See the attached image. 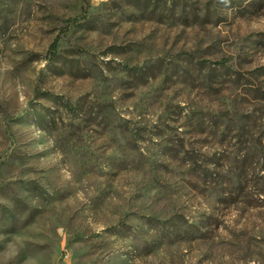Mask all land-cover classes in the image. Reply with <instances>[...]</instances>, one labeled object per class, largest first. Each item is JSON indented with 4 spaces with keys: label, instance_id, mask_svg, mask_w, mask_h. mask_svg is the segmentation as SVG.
I'll use <instances>...</instances> for the list:
<instances>
[{
    "label": "rangeland",
    "instance_id": "374dc122",
    "mask_svg": "<svg viewBox=\"0 0 264 264\" xmlns=\"http://www.w3.org/2000/svg\"><path fill=\"white\" fill-rule=\"evenodd\" d=\"M0 264H264V0H0Z\"/></svg>",
    "mask_w": 264,
    "mask_h": 264
},
{
    "label": "trees",
    "instance_id": "16d2710c",
    "mask_svg": "<svg viewBox=\"0 0 264 264\" xmlns=\"http://www.w3.org/2000/svg\"><path fill=\"white\" fill-rule=\"evenodd\" d=\"M57 42H58V39H55L54 42L51 44L49 52H48V59H53Z\"/></svg>",
    "mask_w": 264,
    "mask_h": 264
}]
</instances>
